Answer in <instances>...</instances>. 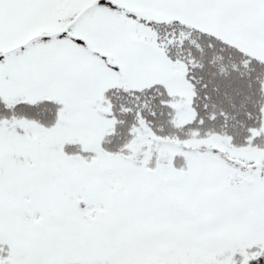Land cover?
<instances>
[{
    "label": "snow or ice",
    "instance_id": "obj_1",
    "mask_svg": "<svg viewBox=\"0 0 264 264\" xmlns=\"http://www.w3.org/2000/svg\"><path fill=\"white\" fill-rule=\"evenodd\" d=\"M0 264H264V0H0Z\"/></svg>",
    "mask_w": 264,
    "mask_h": 264
}]
</instances>
